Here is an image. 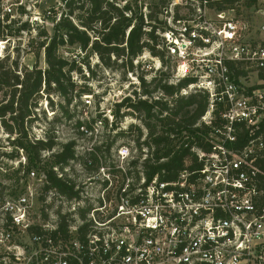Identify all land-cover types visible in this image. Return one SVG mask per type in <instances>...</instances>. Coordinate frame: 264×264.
Masks as SVG:
<instances>
[{
	"label": "built area",
	"instance_id": "obj_1",
	"mask_svg": "<svg viewBox=\"0 0 264 264\" xmlns=\"http://www.w3.org/2000/svg\"><path fill=\"white\" fill-rule=\"evenodd\" d=\"M12 1L0 0L2 20ZM163 1L173 82L193 77L182 93L208 95L194 125L208 127L207 148L194 143L173 179L127 171L122 151L95 197L75 184L68 198L45 171L23 170L22 190L0 189V264H264V20L252 35L226 9L209 16L222 0Z\"/></svg>",
	"mask_w": 264,
	"mask_h": 264
},
{
	"label": "trees",
	"instance_id": "obj_2",
	"mask_svg": "<svg viewBox=\"0 0 264 264\" xmlns=\"http://www.w3.org/2000/svg\"><path fill=\"white\" fill-rule=\"evenodd\" d=\"M237 1L239 0H222L217 4V8H232ZM63 3L64 12L60 15L53 34L50 36L46 31L39 33L44 39L39 42L37 53L40 55L44 52L47 68L34 66L18 73L17 62L7 66L8 57L0 58V120L10 134V144L22 148L27 155L28 164L24 171L27 173L37 168L43 170L47 173L51 185L63 195L68 198L80 196V191L75 190V183L65 176L59 177L54 170V166H60L63 170L77 157L75 140L63 143L59 150L53 151L58 144L56 137L47 132L44 139L32 138L29 124L37 119L33 107L37 106L36 100L42 93L55 91L61 95L66 100L61 106V112L66 114L69 112L70 103L77 96L90 93L88 89L80 88L72 76L73 72H81L82 65L85 64L93 75L87 79L93 78L95 72L91 68L89 58L96 55L99 64L105 68L121 70L124 74H135L141 83V93L134 91V94L125 96L115 103L113 112L116 120L139 112L147 130L145 139L140 141L143 130L134 125H131L130 129H120L117 136L126 137L133 127H136L138 133L133 140L139 150H142L143 146L147 148L141 168L148 179L156 174L163 179L175 178L184 165V157L194 156L190 152L194 143L207 148L205 134L208 127L195 128L194 125L207 109L208 95L198 90L183 94L182 89L195 79L186 77L173 82L176 63L172 72L159 68V75H155L151 81H147V73L139 75L135 71L138 66L134 61L145 51L157 57L162 66H166L167 59H171L162 35L167 28L162 15L165 2L155 0L149 6L146 16L142 6L136 5L135 8L128 0L124 4L118 0H63ZM254 3L256 0H250L247 4ZM9 17L6 15L5 20L0 18L1 39L6 38L8 30L11 29L8 24L11 22ZM28 26V22H24L20 28ZM160 29L161 33L158 32ZM65 45H78L86 54L81 60L70 61L60 52V48ZM155 92L158 94L154 95ZM94 121L95 119L78 120L76 124L78 128L87 126L92 129ZM110 147L108 144L107 148ZM96 149L99 150L100 147ZM95 150L90 151L91 157L96 156ZM43 151H53L52 163L41 167ZM1 155L3 154L0 153ZM140 155L142 156V153ZM140 155L132 161V168L138 165ZM18 172L16 171V174ZM19 180L17 177V182ZM62 226L65 227L64 222Z\"/></svg>",
	"mask_w": 264,
	"mask_h": 264
},
{
	"label": "rangeland",
	"instance_id": "obj_3",
	"mask_svg": "<svg viewBox=\"0 0 264 264\" xmlns=\"http://www.w3.org/2000/svg\"><path fill=\"white\" fill-rule=\"evenodd\" d=\"M118 1L124 4V0ZM128 1L135 8H137L136 5L142 6L146 16L149 6L155 0ZM249 1L239 0L232 8H226L227 16H235L240 19L246 23L252 35H258L257 27L264 20V0H256V3L252 5L247 4ZM17 3L13 2L12 16L9 17L11 22L8 24L11 25V29L8 30L6 38H0V58L8 57L7 66L15 65L14 63L17 62L18 73H23L34 66L45 69L47 64L44 52L42 51L40 55L37 53L39 42L44 39V36H40L39 33L46 31L50 36L53 34L54 27L64 12L63 0H19ZM216 8L217 5L211 6L208 12L210 17L214 16ZM179 13L187 15L189 12L182 8ZM24 22H28L29 26L24 29L20 28ZM158 32L161 33L162 29ZM60 52L70 61L81 60L86 54L78 45L62 46ZM89 60L91 68L95 72L94 77L87 79L93 75L85 64L82 65L81 72H73L72 77L80 88L88 89L90 93L77 96L70 103L68 114L61 112V106L66 102L61 95L55 91L48 94L42 93L36 100L37 106L33 107L37 119L29 124V133L32 138H45L47 132L54 135L58 144L53 151L59 150L61 144L75 140L77 157L70 161L63 170L60 166L58 167L68 179L84 189V192H87L90 197H95L99 188L102 187L99 180L102 167H112V171H117L113 167L119 163L122 151H128V157L131 160L137 159L142 153L136 167L125 165L127 171L137 172L142 167L141 163L146 156L147 148L143 146L142 150H139L136 141L133 140L138 133L136 127H133L126 137H118L119 130L130 129L131 125L141 127L143 130L141 142L145 139L147 130L139 112L118 120L114 117L113 112L115 103L121 101L125 96L134 94V91H137L138 94L141 93L139 78L132 73L124 74L121 70L105 68L99 64L96 55L90 56ZM167 60V65L162 66L157 57L145 51L134 61L138 66L135 71L139 75L147 73L145 77L147 81H151L155 75H159V68L172 72L173 65L177 63V60L174 57ZM153 86L154 84L151 88ZM157 94L158 92L154 93V95ZM88 100L90 102H87ZM86 119H95L92 122L93 128L90 129L87 126L78 128L77 121ZM107 122L108 124H106ZM9 136L10 134L7 133L0 120V153L3 154L0 156V189L19 191L24 188L26 182L25 177L22 176L28 160L26 165L17 164L18 157L22 154L20 150L10 144ZM14 137L15 135L12 136V138ZM108 144L111 145L109 149L107 148ZM97 147L100 149L97 150ZM14 150L15 152H13ZM93 150L96 151L95 157H91L89 154ZM23 153L27 158L25 151ZM51 153L52 151H43L41 167H44L46 163H52ZM12 154L15 156H11ZM16 171L19 172L16 174ZM17 177L20 178L19 182H17Z\"/></svg>",
	"mask_w": 264,
	"mask_h": 264
}]
</instances>
